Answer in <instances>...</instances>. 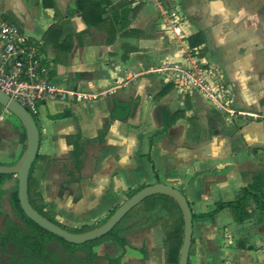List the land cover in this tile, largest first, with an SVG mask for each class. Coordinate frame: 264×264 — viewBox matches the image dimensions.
Returning <instances> with one entry per match:
<instances>
[{
	"label": "crops",
	"instance_id": "crops-1",
	"mask_svg": "<svg viewBox=\"0 0 264 264\" xmlns=\"http://www.w3.org/2000/svg\"><path fill=\"white\" fill-rule=\"evenodd\" d=\"M0 20L49 62L61 88L120 86L94 103L41 104L32 177L48 213L75 222L73 229L93 226L132 190L162 183L191 206L189 264H264L258 202L248 203L244 221L229 207L208 216L264 173V0H0ZM3 50L0 39V63ZM189 52L220 74L229 112L180 95L165 80L162 69L186 63ZM163 112L177 114L168 129ZM3 121L25 146L22 124L0 106V129H7ZM159 234L156 226L126 232V264H139L143 241L145 264H164Z\"/></svg>",
	"mask_w": 264,
	"mask_h": 264
},
{
	"label": "built area",
	"instance_id": "built-area-1",
	"mask_svg": "<svg viewBox=\"0 0 264 264\" xmlns=\"http://www.w3.org/2000/svg\"><path fill=\"white\" fill-rule=\"evenodd\" d=\"M179 32V29H175ZM0 39L4 42L0 63V90L26 108L32 115H38L40 106L49 101H70L76 99L94 103L111 95L120 87L105 92H84L77 88H61L51 78L49 62L21 36L17 27L0 20ZM165 80L172 83L180 95L199 96L217 111L229 112L225 99L228 93L223 87L222 77L205 67L198 54L189 52L186 63L171 64L162 69Z\"/></svg>",
	"mask_w": 264,
	"mask_h": 264
},
{
	"label": "trees",
	"instance_id": "trees-1",
	"mask_svg": "<svg viewBox=\"0 0 264 264\" xmlns=\"http://www.w3.org/2000/svg\"><path fill=\"white\" fill-rule=\"evenodd\" d=\"M85 16L88 17V12H84ZM13 115V114H12ZM170 115V116H169ZM35 120L37 121V116L33 115ZM163 116L165 118V129H168L172 123V120L174 121L177 114H168L166 112H163ZM166 116L169 117V120H166ZM18 119V118H17ZM20 122V121H19ZM21 123V122H20ZM23 141L25 142L24 149L17 159L12 164L5 165V166H12L15 165L18 160L21 158L23 155L25 148H26V131L23 127ZM38 159V157H37ZM36 159V161H37ZM35 161V163H36ZM32 167V170L30 172V177H29V200L34 209L39 212L41 215H43L45 218L50 220L51 222L55 223L56 225L62 227L65 230H68L72 233H84L88 232L91 230H94L101 225H103L113 214L114 212L121 206L116 207L112 210L110 213L109 217L106 218L101 224L99 225H93V226H83L78 229H73L64 225H61L57 221H55L48 213L47 211V205L44 202V198L41 192V187L38 182L32 177L34 165ZM4 165V164H0ZM13 175H4L0 174V184L6 179L10 178ZM18 182V181H17ZM145 186L139 188L138 190H132L129 192L127 200L131 198L133 195H135L137 192H139L141 189H143ZM15 202L16 205L18 206L20 212L24 216V219L29 223L31 227H34L35 229H38L41 231V237H35L30 234V239L29 241L34 243L35 246L37 247H43L45 246V241H46V236L47 237H54L58 240L63 241L68 247L71 249H78L80 247H91L94 248L96 245H98L100 242L104 240H113L116 242L119 247L121 248V253L118 260L115 261V264H119V259L120 257L126 256L128 253L129 249L132 248L131 245H127V239L125 238V233L126 232H133V231H140V230H146L149 229L152 226L160 227L162 232L164 233V238H163V243H164V264H179L180 261V254H181V248L183 244V238H184V219H183V214L181 212V209L177 202L170 196L167 195H155L152 197L147 198L144 200L141 204H139L137 207H135L133 210H131L117 225L116 227L107 235H105L102 238H99L97 240L88 242L86 244L77 246L74 244H70L66 242L64 239L55 236L48 231L42 229L39 227L35 222H33L31 219H29L25 213L23 212L20 203H19V198L18 194L16 191L15 195ZM150 201L148 203V200ZM264 173H260L255 176L254 182L243 189L240 190L237 198L233 202L229 203H222L217 206V208L210 212L208 216H213L215 215L218 211L224 208H231L239 221H244L247 217L246 213V208L248 206V203L251 200H255L258 202L260 207L264 208ZM143 205L142 208L137 209ZM176 207V208H175ZM175 208V209H174ZM137 209V210H136ZM179 212V214L177 213ZM145 215L135 222H133L130 226L124 227L127 225L130 221H133L134 219H137L138 217ZM130 247V248H129Z\"/></svg>",
	"mask_w": 264,
	"mask_h": 264
},
{
	"label": "rangeland",
	"instance_id": "rangeland-1",
	"mask_svg": "<svg viewBox=\"0 0 264 264\" xmlns=\"http://www.w3.org/2000/svg\"><path fill=\"white\" fill-rule=\"evenodd\" d=\"M7 114L19 122L18 119L10 112L7 111ZM7 122L9 121H3L2 123L8 124ZM4 131L5 133H3ZM0 134H5L4 138L8 141V144L6 146L3 145L2 147L0 164H12L17 161L21 155L24 149V143L21 142V144L19 142V131L15 128V126L13 127L10 124L7 125V129L1 127ZM17 181L18 178L16 176H12L10 178H6L0 184V264H115V261L118 260L117 258L121 256V248L113 240H104L94 248L80 247L76 249V251H72V249L68 247L63 241L54 237L46 236L45 247L38 249L34 243L29 241L27 245V249H29L28 253L22 252L17 241L20 240L21 236H23L20 233L22 226L19 227V225L22 222L25 223V220L23 219L24 216L20 212L15 202V193L18 189ZM149 201L150 199L145 203H148ZM142 207L143 205L137 209ZM177 213L179 214L178 211ZM49 214L61 225L71 228V226H73L75 223L73 221L64 219L63 215L57 211H54L53 209L49 210ZM103 218L104 217L101 216L98 219L89 221L88 223L99 225L105 220ZM28 229L29 237L31 233L35 237H41L42 233L38 229H35L30 225ZM161 234L162 238H164V233L162 230ZM161 234L159 235L161 236ZM142 238H144L143 235L140 237V239L142 240ZM157 239H161V237H157ZM129 241H127L128 246L130 244ZM142 244L143 250L136 253L137 257L135 259L139 264H145L147 254L149 253H147L145 250L146 241H143ZM131 249L132 248L129 249L130 252ZM43 250H45L44 255H41V251ZM128 261L129 257L126 254L124 258L120 257L118 263L126 264Z\"/></svg>",
	"mask_w": 264,
	"mask_h": 264
},
{
	"label": "water",
	"instance_id": "water-1",
	"mask_svg": "<svg viewBox=\"0 0 264 264\" xmlns=\"http://www.w3.org/2000/svg\"><path fill=\"white\" fill-rule=\"evenodd\" d=\"M0 106L18 118L26 131V148L23 155L15 165H0V174L13 175L18 178L20 206L29 219L49 233L64 239L70 244L80 246L109 234L131 210L147 198L155 195H167L177 202L184 219V238L179 264H189L193 239V213L187 197L180 190L172 186L158 183L144 187L126 200L103 225L84 233H72L65 230L37 212L29 200V177L33 164L39 154V126L34 116L26 108L11 99L1 90Z\"/></svg>",
	"mask_w": 264,
	"mask_h": 264
},
{
	"label": "flooded vegetation",
	"instance_id": "flooded-vegetation-1",
	"mask_svg": "<svg viewBox=\"0 0 264 264\" xmlns=\"http://www.w3.org/2000/svg\"><path fill=\"white\" fill-rule=\"evenodd\" d=\"M17 194H18V189H17ZM15 195H16V193H15ZM19 198V197H18ZM20 203V202H19ZM24 219V218H23ZM25 220V219H24ZM23 220V221H24ZM20 226H22V230L20 231V233L23 235V236H21V238H20V240H18L17 242H18V245H19V247L21 248V251L22 252H27L28 253V250L29 249H27V245H28V242H29V239H30V237H29V223L25 220V223L24 222H22L20 225H19V227ZM17 229V228H16ZM24 241V242H23ZM29 247V246H28ZM43 247H45V246H43ZM40 248H42V247H38V249H40ZM44 249V248H43ZM44 251L45 250H43V251H41V255H44Z\"/></svg>",
	"mask_w": 264,
	"mask_h": 264
}]
</instances>
